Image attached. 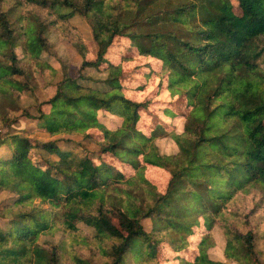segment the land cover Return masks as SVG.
<instances>
[{"label":"trees","instance_id":"16d2710c","mask_svg":"<svg viewBox=\"0 0 264 264\" xmlns=\"http://www.w3.org/2000/svg\"><path fill=\"white\" fill-rule=\"evenodd\" d=\"M75 15L89 22L96 57L61 75L48 111L32 114L19 97L32 68L51 69L46 34ZM118 39L160 63L177 109L163 113L178 115L180 131L143 132L151 101L125 93L127 72L108 58ZM263 55L264 0H0V264H159L161 245L182 253L197 231V252L179 264H264V229L251 223L264 209ZM86 68L105 75L84 83ZM17 114L54 137L12 130ZM162 137L175 152L160 151ZM149 164L167 171L164 190ZM214 228L224 259L208 252ZM57 232L60 242L42 238Z\"/></svg>","mask_w":264,"mask_h":264},{"label":"rangeland","instance_id":"374dc122","mask_svg":"<svg viewBox=\"0 0 264 264\" xmlns=\"http://www.w3.org/2000/svg\"><path fill=\"white\" fill-rule=\"evenodd\" d=\"M43 14V13H42ZM62 29L52 27L47 32L46 36L50 41V48L43 55L51 69L38 70L32 68V74L29 77L30 89L21 92L19 100L21 106L27 108L32 114L36 113V108L39 106L44 111H48L49 104L46 102L55 91V82L59 80L60 76L64 73L69 76L77 77L82 61L94 60L96 57V45L92 38V29L86 18L75 15L70 18L69 24H64ZM114 47L109 51L108 58L114 62H120L128 75L127 86L124 89L125 93L132 99L137 101L149 100L151 110H142L141 125L143 132L149 134L157 123H161L166 129L174 127L177 131L182 128L181 119L175 114L172 117H166L163 113L164 107H170L177 111L175 104L169 102L168 92L165 89V78L160 79L159 75L155 72L159 70L160 63L155 59L149 57H139L135 51L130 50L127 42L124 39H118L114 42ZM149 63L153 72H148L149 67L145 64ZM261 66L264 68V55L261 58ZM86 77H92V81L88 82L82 78L80 81L84 83L97 84L95 79L103 78L105 74L97 73L92 68H86L82 71ZM18 79H23L17 76ZM161 81V83H160ZM17 122L12 124V130L26 135L32 139L49 140L54 136H49L43 127V124L34 119L26 118L20 114ZM65 137H72L78 139L79 135L63 134ZM158 146L163 153H173L176 151V145L168 137L158 139ZM59 143H62L61 141ZM6 147L0 148V155L6 153ZM109 163L115 164L120 167L125 174L132 172L125 164H118L114 157L106 156ZM147 178L154 183L160 190H164L168 173L161 167L147 165L145 169ZM254 204L253 199H249L244 207V211L248 212ZM257 214H264V209H259L253 214L251 223L264 229V219H257ZM78 226L83 229L86 234H92V229L83 223H78ZM200 232H195V236L191 239L192 243L188 250L182 253H174L170 247L161 245L158 252L159 264H179V258L185 257L191 260L195 252H197L196 241ZM52 239L53 241L60 242L63 240L61 233L57 232L54 236L42 237ZM215 244L208 250L209 255L214 259H224L223 246L224 237L219 228H214ZM87 253L85 249L82 250ZM181 255V256H180ZM227 264H236L227 262Z\"/></svg>","mask_w":264,"mask_h":264}]
</instances>
